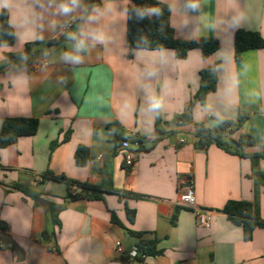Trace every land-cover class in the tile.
<instances>
[{
	"label": "crops",
	"instance_id": "obj_1",
	"mask_svg": "<svg viewBox=\"0 0 264 264\" xmlns=\"http://www.w3.org/2000/svg\"><path fill=\"white\" fill-rule=\"evenodd\" d=\"M157 1L171 8L176 38H215L220 49L207 59L199 49L185 59L171 49L136 50L129 57L132 0H107L112 12L93 25L107 34V42L93 47L89 41L84 63L68 65L60 59L70 44L62 33L84 23L81 13L56 16L49 0H11L3 8L16 38L11 46L0 45V132L7 118H34L39 127L35 135L0 149V264H124L118 241L126 252L140 248L142 241L156 242L160 254L135 264H264V229L257 228L245 241L242 227L222 212L229 201H255L253 160L216 145L198 148L194 127L231 120L235 130L225 141L233 150L264 152V49L246 52L240 61L234 54L237 30L264 38V0H199L201 10L195 14L184 9L185 0ZM104 3L84 0L89 11ZM68 23L72 26L65 29ZM26 48L27 56L7 58ZM211 66L217 68L216 90L205 105L195 102L188 124L178 125L176 118L188 112L199 90L200 72ZM148 72L154 73L150 79ZM145 85L164 100L160 132L156 115L146 110ZM240 116L246 119L239 125ZM113 122L121 124L131 142V167L109 128ZM137 136L146 137L145 150L132 142ZM242 137L253 144L241 147ZM80 146L89 153L83 166L76 163ZM257 168L264 172L263 158ZM48 172L106 193L102 200L71 201L67 183L42 180ZM188 181L197 206L210 213L209 228L179 205ZM15 183L40 197L12 189ZM258 202L264 220L263 186ZM51 207L60 226L51 218ZM127 209L135 211L132 224ZM113 213L142 236H130L112 220Z\"/></svg>",
	"mask_w": 264,
	"mask_h": 264
},
{
	"label": "trees",
	"instance_id": "obj_2",
	"mask_svg": "<svg viewBox=\"0 0 264 264\" xmlns=\"http://www.w3.org/2000/svg\"><path fill=\"white\" fill-rule=\"evenodd\" d=\"M152 5H158L161 9H163V14L159 18L152 16L143 20H138L136 18L135 10L151 7ZM15 38V31L10 23L9 12L8 10L3 9L0 11V45L11 46L15 43ZM55 43H57V41H53L50 44ZM126 43L129 57H131L133 52L136 50L156 51L171 49L175 52L178 59H185L191 50L199 49L203 58L207 59L215 54L221 47L219 40L215 38L203 37L197 40H180L176 38L174 29L171 25V11H169V6L157 0H132L127 12ZM261 49H264V38L259 32L244 29L236 31L234 36V54L236 61H240L246 52ZM28 53L29 48H26V50L20 54H7V58L11 59L24 57L27 56ZM216 88V66L203 69L200 72V87L195 95L194 101L190 104L188 112L178 116L175 122L178 125L188 124L191 117V110L195 102L197 101L202 105H205L207 96L210 93H213ZM245 119V116H240L239 125L242 124ZM161 121L160 112L158 116L156 115L157 132H160L159 129ZM38 127L39 121L34 118L17 117L5 119L0 132V149L16 144L21 137L35 135L38 131ZM194 127L195 136L199 137V141L195 143L198 148L206 150L209 146L216 145L227 152L239 155L240 157H249L253 160V167L256 174L255 201L247 202L232 200L227 202L222 210L230 221L242 227L245 241H250L257 228L264 229V220L261 218L258 202L260 188L261 186L264 187V172H261L257 168V161L261 158L264 159V152L260 155H247L240 152V150H233L225 141V138L235 130L234 122L231 120L220 119L217 122V126L212 128L208 127L206 124H195ZM109 128L116 133L121 144L127 140V138H124L125 131L121 124L113 122L109 125ZM145 140L146 137L137 136L132 139V142L139 146V150H145ZM252 144V139L248 137H242L239 140V145L241 147ZM88 160V149L85 146H80L76 152L77 165L83 166ZM42 180L67 183L69 187L68 199L71 201L80 198L102 200L104 194L106 193L98 188L86 184L75 183L63 175L54 176L49 172L42 177ZM74 187H76L75 190L73 189ZM11 188L23 192L26 196L35 200L41 195L21 183H15L11 186ZM131 196L140 198V196L136 194H132ZM50 212L52 220L55 224L60 226V222L57 217V210L51 207ZM126 213L128 221L132 224L135 218V211L127 209ZM112 220L122 226L130 236L138 238L142 236V233L135 232L123 226L114 213L112 214ZM139 249L141 254L133 263L129 262L127 257L121 258V261L124 264H135L137 262L143 263L146 257L160 254V252L156 250L155 241H142Z\"/></svg>",
	"mask_w": 264,
	"mask_h": 264
},
{
	"label": "clouds",
	"instance_id": "obj_3",
	"mask_svg": "<svg viewBox=\"0 0 264 264\" xmlns=\"http://www.w3.org/2000/svg\"><path fill=\"white\" fill-rule=\"evenodd\" d=\"M10 3L11 0H0V9L9 7ZM49 4L53 7L56 16L72 17L76 13H81L80 19L84 21L76 30L62 33L65 39L70 42L67 50L60 55L63 63L74 66L80 65L84 63L82 54L88 50L89 41H91L93 47L97 44L104 45L107 42V34L101 28L93 26L99 24L105 15L112 12L107 0L102 6H94L91 11L85 6L84 0H49ZM184 9L190 13H199L201 10L199 0H185ZM169 11H171V8H169ZM162 14L163 9L158 5L135 10L138 20H143L149 16L159 18ZM64 27L68 28L70 26L64 25ZM153 75V72H148L147 78L150 79ZM149 87V85H145L146 110L148 113L158 116L164 107V100L154 91H150ZM124 107L127 108L128 105L125 104Z\"/></svg>",
	"mask_w": 264,
	"mask_h": 264
},
{
	"label": "built area",
	"instance_id": "obj_4",
	"mask_svg": "<svg viewBox=\"0 0 264 264\" xmlns=\"http://www.w3.org/2000/svg\"><path fill=\"white\" fill-rule=\"evenodd\" d=\"M70 27L71 23H68ZM68 27V28H70ZM65 28V29H68ZM122 147L125 149V163L128 167H131L134 164L135 154L131 150V142L126 140L122 143ZM102 156L100 157V159ZM74 190L76 187L73 188ZM179 205L183 208H187L195 212L197 216V222L199 226L209 228L210 227V213L206 210L200 209L197 206L196 195L192 181H188L183 188L182 193L179 198ZM116 250L119 255H125L129 262L133 263L135 259L141 254L139 247L135 246L130 251L126 252L121 242H116Z\"/></svg>",
	"mask_w": 264,
	"mask_h": 264
},
{
	"label": "water",
	"instance_id": "obj_5",
	"mask_svg": "<svg viewBox=\"0 0 264 264\" xmlns=\"http://www.w3.org/2000/svg\"><path fill=\"white\" fill-rule=\"evenodd\" d=\"M196 140L198 141V140H199V138H196Z\"/></svg>",
	"mask_w": 264,
	"mask_h": 264
}]
</instances>
